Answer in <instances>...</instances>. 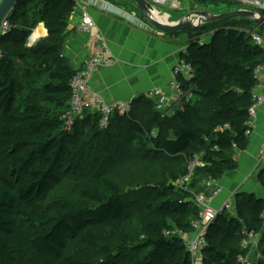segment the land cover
<instances>
[{
	"label": "trees",
	"instance_id": "trees-1",
	"mask_svg": "<svg viewBox=\"0 0 264 264\" xmlns=\"http://www.w3.org/2000/svg\"><path fill=\"white\" fill-rule=\"evenodd\" d=\"M225 2L235 6L231 11L240 8ZM136 6L131 9L140 11ZM76 10L77 0H18L7 16L11 30L0 38V264H43L12 255L24 248L49 264H194L182 234L194 232L199 219L195 196L212 195L205 181L234 170L235 153L250 142V108L259 84L255 69L264 63V48L250 33L254 25L239 28V20L251 21L245 18L207 22L231 26L207 31L210 41L198 40L182 52L193 76L178 78L183 94L173 116L142 95L128 113L114 112L107 128L100 126V112L87 110L67 129L63 115L78 71L64 56L63 44ZM41 23L48 34L29 44ZM261 29L264 24L256 27L259 34ZM34 75L42 77L41 98H22L23 80ZM132 150L151 155L152 162H176L177 172L153 171L147 181L144 175L139 183H127L144 186L132 195L139 203L130 209L123 199L132 194L123 187L130 171L116 170L125 161L135 166ZM87 162L90 176L55 195L64 182L63 165L79 168ZM193 163L190 183L179 185ZM258 178L264 190V171ZM235 201L234 212L223 210L207 231L204 258L241 264L239 255L248 253L242 241L260 234L264 264V196L237 192ZM128 220L134 233L125 229ZM74 239L105 258L69 254Z\"/></svg>",
	"mask_w": 264,
	"mask_h": 264
},
{
	"label": "crops",
	"instance_id": "crops-1",
	"mask_svg": "<svg viewBox=\"0 0 264 264\" xmlns=\"http://www.w3.org/2000/svg\"><path fill=\"white\" fill-rule=\"evenodd\" d=\"M187 2L183 1L181 9L178 10H183ZM133 6L136 3L130 0L121 3L116 0H77L76 14L71 18L65 36L63 54L70 66L77 71L99 49L116 60L114 64L99 67L92 81L94 89L108 101L132 102L145 95L155 99L161 109L169 106L171 111H175L180 106V96L173 87L176 81L174 69L184 52L182 47L185 42L174 32H157L151 30L150 26L148 29L143 28L119 13V9L129 8L133 11ZM166 7L158 8L168 13L175 11ZM84 9L93 15L97 23L96 28L89 34L79 30ZM114 10L116 12H112ZM135 10L139 12L141 21L147 24L143 13ZM255 26H259L258 22L254 23ZM39 27L46 30L39 37L41 39L48 34V29L44 23ZM263 74L260 75L261 78ZM257 86V92H261L263 85L260 79ZM253 123L249 145L234 155L237 167L215 180L222 190L212 197L210 205L221 212L225 210V203L233 197V193L254 192L264 196L258 178L259 159L264 147V105L258 108ZM193 233L196 231L189 234Z\"/></svg>",
	"mask_w": 264,
	"mask_h": 264
},
{
	"label": "built area",
	"instance_id": "built-area-1",
	"mask_svg": "<svg viewBox=\"0 0 264 264\" xmlns=\"http://www.w3.org/2000/svg\"><path fill=\"white\" fill-rule=\"evenodd\" d=\"M149 3L153 7H161L167 6L169 9H181V5L183 1L190 0H148ZM232 1L240 5L241 10H249V11H262L264 12V0H226ZM3 0H0V5ZM120 14H124L127 16L129 21L133 24H137L143 28L148 29L149 25L145 24L141 21L138 11H130V13H126L124 10L119 9ZM202 24V23H201ZM199 24V25H201ZM97 26V23L93 17V15L86 9L82 10L81 21L79 25V30L82 33L89 34L91 33ZM11 30V26L7 18H5L0 24V38L4 37ZM253 35L254 41L264 48V37L260 35L256 28L253 31H250ZM203 39L200 40V42ZM1 56V54H0ZM115 59L106 55L105 52L96 50L94 54L86 60L83 68L76 73L72 78V98H71V106L70 109L65 112L63 115V119L65 122V126L71 128L74 122L81 118L87 109L91 111H97L101 113L100 126L102 128L109 127L111 121V115L114 112L119 113H128L131 109V102L127 101H108L102 94H100L97 90L94 89L92 81L95 75L96 70L101 66H109L115 63ZM174 73L176 75V81L173 84L176 92L179 96L183 94L182 88L178 81L179 77L191 79L193 76V67L190 63H187L185 60L180 58L177 66L174 69ZM264 73V63L257 66L255 69L256 78L262 81V85L264 87V74L263 78L260 77ZM264 105V98H259V95L256 96V100L254 104L250 108V120L248 121V125L251 126V129L248 130L247 135L251 136L253 130L252 127L253 117L255 116L258 108ZM198 162V160H197ZM199 163V162H198ZM196 163L190 165V173L182 177L177 181V183L181 186L187 185L191 181L192 171ZM264 171V147L262 148L261 156L259 159L258 172ZM204 186L209 188L214 195H218L222 187L216 184L214 181L205 182ZM205 195L200 194L195 197L197 204L199 205V219L195 223L196 233L193 234H182L185 237L184 243L187 249L191 252L193 256L195 255H203L204 248L208 246L207 240V231L211 227L212 223L215 221L219 214V210L213 208L210 205V201L207 198H204ZM235 194L225 203V209L228 211H233L236 203ZM195 231V230H194ZM251 238H255V241L259 242L260 237L258 234H251ZM249 237V238H250ZM244 242V241H243ZM238 260L241 264H250L248 262L247 256L239 255Z\"/></svg>",
	"mask_w": 264,
	"mask_h": 264
},
{
	"label": "rangeland",
	"instance_id": "rangeland-1",
	"mask_svg": "<svg viewBox=\"0 0 264 264\" xmlns=\"http://www.w3.org/2000/svg\"><path fill=\"white\" fill-rule=\"evenodd\" d=\"M235 5H237V4L235 3ZM231 6H232V3L225 2V0H218V1L216 0V2L214 0H208V2H205L203 0H190L185 4V7L183 6L184 7L183 10L174 9L175 11H172V12L170 11V13H171L170 14L164 10H161L160 8L153 7L151 9V14L154 13L156 16L159 15L161 17L160 19L156 18L154 15H152V16L155 17L156 19L162 21V22L172 24V23H176V22L180 21L183 16L190 15V14L198 12V11L203 12V13L210 15V16L217 15L220 13H226V12L231 11V9H234L235 6L234 5L232 7ZM166 8H168V7H166ZM124 11L126 13H130L129 8H128V10L124 9ZM133 11H136V10L134 9ZM232 11H234V10H232ZM112 12H116V11L114 10ZM75 14H76V12H75ZM121 16H123L124 18L129 20L127 18V16H125L124 14H121ZM195 21H196V19H195ZM195 21H194V17H193L191 19V22L194 23ZM217 21H219V20H217ZM146 23L151 27V30H154L157 32L159 31V32L167 33L165 31L157 29L148 20ZM238 23L239 24L237 26L241 29H251L252 25H254V23H257V21L251 20V21L245 22V21L239 20ZM39 26H40V24L34 29L33 33L31 34V36L29 38L30 44H35L38 41V40H36L34 43L33 37L36 34V32L38 31V29L39 30L43 29V28H40ZM229 26H231V25L230 24H224L223 22L222 23H220V22H213V23L203 22L201 25H198L196 27H190V28H187V29L179 31V32H174V34L179 36L182 39V41L185 42V45L182 48H183V51H187L189 46L192 43L198 42V40L203 39L202 41L204 43L207 41H210L212 39L211 33L208 34L207 31L225 30V28L227 29ZM255 28L256 27H253V30ZM44 31L46 32V30H44ZM199 31H204L205 34L199 36L198 35ZM260 32L262 33L260 35H262L264 37V29H261ZM41 80H42V77L38 76V75H34L33 77H30L29 79H24L22 82V83H25L24 88L23 89L20 88L21 97L22 98H28V100L41 98V94H40V87H41L40 81ZM157 107L163 114H165V116L167 115V116L171 117L175 113V111H171V108L169 109V106L166 107V109H164V108L161 109L160 105H158V103H157ZM130 155L136 156V160L133 159L134 160L133 164L135 166H133L129 162L125 161L122 165L117 166L116 172L120 173V172L125 171V170L130 171L127 175H125L126 178H123V180L128 179L130 182H126L125 185H123V187H125L126 192L129 195L131 193L132 194L128 198L126 196H124L123 199H124L127 207L129 206V208L131 209V208H136V206L139 203V197H134L132 195L144 190V188H143L144 186L141 184L138 186H129L126 184L127 183H133V184L139 183V181H140L139 179L143 178L144 175H145L144 179L147 181L148 178L153 173V171H157V173H160L162 170H165V172L167 174L175 173V172H177V163L176 162L164 163L162 161L152 162L151 155H149L147 157L143 153L137 152L135 150H132L130 152ZM90 159H91V157L88 158V160H90ZM88 164H89V162H87L86 165H81L79 168H76V167L68 166V164L65 163L63 165V167L61 168L62 174L64 176V182L59 187V189L55 195L63 194L65 192H67L75 182L88 178V176H90V174H91L88 172V169H90L88 167ZM102 164L111 166V164H108L107 162H103ZM208 181H212V182L214 181L215 182V180H206L205 182H208ZM206 189L209 190V188H206ZM200 194L205 195L204 198H207L209 201L212 199L213 196H215L212 192H211V194H213V195H206L204 192H202ZM200 194H198V195H200ZM233 194H235V193H233ZM234 203H236V201H234ZM129 208H128V210H129ZM232 212H234V208H233ZM132 222H133L132 220H128V222H126L124 224L125 229L129 233H134V230H135V229L132 230V227H133ZM194 230L196 231V229H194ZM258 236L260 237L261 235L258 234ZM182 237L185 240V237L183 235H182ZM241 246L244 249H248L247 258H248V262L250 264H261L260 260L262 257H261L260 251H259L258 244L255 241V238L250 237V238L246 239L244 242H242ZM68 252H69V254H72V255H77V256H82V257H91V258H94L95 260H98V261L105 258V256H104L105 254L103 255L101 253H99V254L89 253L85 249V246L82 244V242L78 239H74L73 241H71ZM12 255H14L18 259H22V260L39 261V262L43 261L42 262L43 264H49L46 260H42V258L39 257L38 254L32 248L14 249L12 251ZM120 256L121 255H117V257H120ZM193 260H194V264H211L207 258L206 259L204 258V254L203 255L197 254V255L193 256ZM116 264H129V263L126 261H120Z\"/></svg>",
	"mask_w": 264,
	"mask_h": 264
},
{
	"label": "water",
	"instance_id": "water-1",
	"mask_svg": "<svg viewBox=\"0 0 264 264\" xmlns=\"http://www.w3.org/2000/svg\"><path fill=\"white\" fill-rule=\"evenodd\" d=\"M17 1L18 0H3L0 5V24L5 18H7L8 14L11 12ZM133 1L138 5L145 19L150 21V23H152L157 29L168 33L179 32L190 27H196L203 22H209L214 20L226 21L234 18H245L257 21L259 25L264 24V14L262 12H254L241 9H236L234 11L220 13L212 16L207 15L203 12H195L190 15L183 16L180 21L171 24L162 22L151 15V9L153 8V6L149 3L148 0ZM193 17L194 21L196 19L194 23L191 22V19ZM42 35H40L39 37H41ZM39 37L37 39H34L33 42L35 43V41L38 40Z\"/></svg>",
	"mask_w": 264,
	"mask_h": 264
},
{
	"label": "bare ground",
	"instance_id": "bare-ground-1",
	"mask_svg": "<svg viewBox=\"0 0 264 264\" xmlns=\"http://www.w3.org/2000/svg\"><path fill=\"white\" fill-rule=\"evenodd\" d=\"M153 13V12H152ZM151 15H154L156 18H161L159 15H155L154 13L153 14H151ZM46 32L44 31V29H38V31L36 32V34L34 35V37H33V39H37L40 35H42V34H45ZM79 72V71H78ZM77 72V73H78ZM258 87L259 86H257L255 89H254V101L256 100V96L257 95H259V98H264V87H262V90H261V92H257V89H258ZM87 110H89V111H91L90 109H87ZM66 127V126H65ZM67 129H70V128H68V127H66ZM254 128L252 127V130H253Z\"/></svg>",
	"mask_w": 264,
	"mask_h": 264
},
{
	"label": "clouds",
	"instance_id": "clouds-1",
	"mask_svg": "<svg viewBox=\"0 0 264 264\" xmlns=\"http://www.w3.org/2000/svg\"><path fill=\"white\" fill-rule=\"evenodd\" d=\"M259 173H260V172H259ZM235 195H236V193H235ZM235 207H236V206H235ZM224 209H225V207H224ZM220 213H221V211H219V214H220ZM219 214H218V215H219ZM258 243H259V242H258Z\"/></svg>",
	"mask_w": 264,
	"mask_h": 264
}]
</instances>
